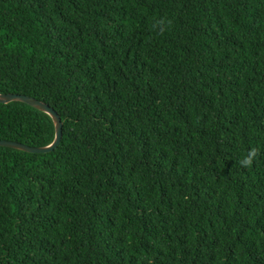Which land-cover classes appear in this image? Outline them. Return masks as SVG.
<instances>
[{"label":"trees","instance_id":"1","mask_svg":"<svg viewBox=\"0 0 264 264\" xmlns=\"http://www.w3.org/2000/svg\"><path fill=\"white\" fill-rule=\"evenodd\" d=\"M9 93L0 264H264V0H0Z\"/></svg>","mask_w":264,"mask_h":264},{"label":"water","instance_id":"2","mask_svg":"<svg viewBox=\"0 0 264 264\" xmlns=\"http://www.w3.org/2000/svg\"><path fill=\"white\" fill-rule=\"evenodd\" d=\"M10 101L23 102L33 108H36L48 114L54 124V138L51 144L45 147L44 146L43 147H31V146H27L24 144H20V143L13 142V141H7V140H0V146L19 149L27 153H38V154H42L43 152L47 153V152L54 150V148L58 144L60 137H61V122L56 112L47 104H44L28 96L12 94V93L0 95V103H7Z\"/></svg>","mask_w":264,"mask_h":264},{"label":"clouds","instance_id":"3","mask_svg":"<svg viewBox=\"0 0 264 264\" xmlns=\"http://www.w3.org/2000/svg\"><path fill=\"white\" fill-rule=\"evenodd\" d=\"M254 158H255V149H251L246 154H242L238 163L240 164L241 167H248L252 164Z\"/></svg>","mask_w":264,"mask_h":264}]
</instances>
